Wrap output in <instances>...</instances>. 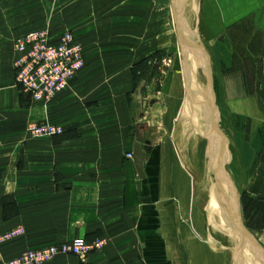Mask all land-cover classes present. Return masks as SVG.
Returning <instances> with one entry per match:
<instances>
[{"label": "rangeland", "instance_id": "1", "mask_svg": "<svg viewBox=\"0 0 264 264\" xmlns=\"http://www.w3.org/2000/svg\"><path fill=\"white\" fill-rule=\"evenodd\" d=\"M177 1L185 24V41L202 40L203 68L193 53L192 63H184L170 0H0V52H11L14 81L23 105L29 106V131L34 137L51 138L76 126L117 130L128 140L124 154L128 160L132 158L130 145L135 141L137 126H144L142 138L150 142L147 153L157 158V179L160 176V181L156 180L157 186L161 185L156 208L170 210V220L178 228L176 231L174 227L172 233L173 250L180 247L179 243L189 244L190 259L196 257L202 263L203 258L206 262L216 258L210 248L217 242L222 247L234 246L236 254L232 252V259L237 264H262L261 255H253L242 236L237 240L230 238L225 222L229 219L222 210L225 205L234 206V201L229 203L226 190L225 205L220 201L216 207L208 196V187L217 188L215 172L207 161L208 130L204 126L199 133L195 128L207 107L198 87L206 72L212 79L218 129L225 139L221 138V159L228 180L225 185L232 197L237 195L243 227L264 248V169L259 174L264 165V154L260 152L264 139V93L260 91L264 31L254 33L251 19L245 18L212 38L202 11L203 0ZM252 46L256 52H250ZM56 49L73 52L79 65L69 72L63 71L67 78L64 90L46 104L31 98L17 82L16 64L33 55L40 60ZM188 82L194 88H189ZM187 96L189 99L185 100ZM61 99L65 103L60 112L56 106ZM181 113L188 117L178 129ZM40 124L49 125L54 135L35 136L31 128ZM121 135L116 138L118 145ZM166 144L173 150L169 152L171 159H167L168 168L161 151ZM188 164L198 181L190 174ZM220 209L224 218L219 215ZM17 228L23 234L0 241V264H11L29 251L57 245L16 253L10 244L24 235V228L18 226L0 235L6 237ZM98 239L106 244L104 238ZM240 248H247L251 257H245ZM92 253L83 258L60 254L48 264H75L76 259L82 261ZM225 253L222 262L228 264L230 254ZM172 257L179 255L173 253Z\"/></svg>", "mask_w": 264, "mask_h": 264}, {"label": "crops", "instance_id": "2", "mask_svg": "<svg viewBox=\"0 0 264 264\" xmlns=\"http://www.w3.org/2000/svg\"><path fill=\"white\" fill-rule=\"evenodd\" d=\"M202 9L212 38L245 18L251 19L254 33L264 31V0H203ZM262 50L260 91L264 93V42ZM64 103L61 99L56 110L63 111ZM143 130L138 125L136 133L142 136ZM120 135L117 130L76 126L51 138L34 137L29 131V106L23 105L14 81L11 52H0V235L18 226L25 230L10 247L17 253L76 237L104 238L100 252L76 259L75 264H225V252L230 254L228 264H237L233 245L213 242L210 251L216 258L209 262L203 258L202 263L190 259L189 244L179 243L173 250L172 233L178 228L170 220L172 212L156 208L161 195L157 158L146 154L144 178L139 179L132 158H124L128 150L124 135L118 145ZM161 151L168 168L172 146L166 144ZM260 152L264 154V139ZM260 168L261 175L264 165ZM173 253L179 258L174 259ZM245 254L251 257L247 248Z\"/></svg>", "mask_w": 264, "mask_h": 264}, {"label": "built area", "instance_id": "3", "mask_svg": "<svg viewBox=\"0 0 264 264\" xmlns=\"http://www.w3.org/2000/svg\"><path fill=\"white\" fill-rule=\"evenodd\" d=\"M59 51L56 49L49 56L45 54L40 60L35 59L33 55L29 60L19 59L17 61V82L31 98L42 100L46 104L50 103L59 92L64 90L67 80L65 73L79 65L78 58L73 52ZM57 71L62 75H57ZM31 132L37 137H44L54 135L55 131L47 124H40L32 126ZM21 234H23L22 230L17 228L15 231L8 232L6 237H1L0 241ZM104 245L105 241L102 239L88 242L83 238H75L47 248L29 251L13 260L11 264H48L60 254L83 258L89 253L100 251Z\"/></svg>", "mask_w": 264, "mask_h": 264}, {"label": "water", "instance_id": "4", "mask_svg": "<svg viewBox=\"0 0 264 264\" xmlns=\"http://www.w3.org/2000/svg\"><path fill=\"white\" fill-rule=\"evenodd\" d=\"M170 5L172 8V14H173V20H174V26H175V31H176V35H177V39H178V45L180 47L181 53L184 55L186 54H190L192 53L193 49H194V42L192 44H190L189 42L187 43L185 41V37L183 35V27H185V24L183 23V17H182V11L180 8V4L177 0H170ZM186 71V69H184V72ZM185 76V75H184ZM209 85L212 86V79L210 78L209 81ZM212 87H210L211 89ZM213 98V103H214V96H212ZM211 112H213V116L211 119H209L208 121H206V125L205 128L206 130L207 127L209 128V130L207 131L208 134H210V136L208 137V141H209V146H211L212 141H210V137H212L213 135H217V136H222L220 134V131L218 129V124H219V119L216 117L217 116V109L215 108H211L210 110ZM223 138V137H222ZM223 140H225L223 138ZM141 142L144 143V145H141ZM149 145L150 143L148 141H144L142 136L140 135L139 131H137L136 133V142L133 145V150H132V161L134 164V168L136 171V174L138 176L139 179H143L144 178V171H143V167H144V162L146 159V154L149 150ZM211 147L210 150L207 153V161H208V166L210 169L214 170L215 172V181H216V185H217V190L219 191L218 193V200L217 203H219L221 201V204L224 202H226L225 198H224V190L225 187L228 182L227 177H225V171H224V166H223V160H220V163H218L217 165L213 164V159H211L210 155H211ZM221 154V153H220ZM226 206H224V210L226 213H228V210L225 208ZM229 213H233L232 211H229ZM234 218H236V226L239 229V232L245 237L248 245L250 246V249L253 252V255H255L254 253L256 252L257 255H261L262 257V264H264V248L254 239V237L246 231V229L243 227L242 225V221H241V214H240V210L239 208L235 209V213L233 215ZM255 259V256H254Z\"/></svg>", "mask_w": 264, "mask_h": 264}, {"label": "bare ground", "instance_id": "5", "mask_svg": "<svg viewBox=\"0 0 264 264\" xmlns=\"http://www.w3.org/2000/svg\"><path fill=\"white\" fill-rule=\"evenodd\" d=\"M195 1V0H194ZM199 2V1H198ZM195 6V9H196V14H197V5H194ZM193 43V41H191V43L190 44H192ZM194 49H193V51H192V53H193V55H194V57L196 58V60L201 64V66H202V68H203V63H202V61H203V59L205 58V52H204V47H203V43H202V40L199 38L198 39V41L196 42V43H194ZM192 53H190V55L188 56V54H186L185 55V57H184V55L182 54V58H183V60L185 61L186 60V62H184L185 63V65L187 66V65H190L191 63H192V59H193V57H192ZM192 78V77H191ZM200 79V78H199ZM195 81V80H194ZM209 81H210V73H206L205 72V80H202V78L199 80V83H198V87H199V91L200 92H202L203 93V97H202V102H204L205 103V105L207 106V107H205L204 108V112H203V114H201V116H200V120L197 122V128H195V130L196 129H198L197 131L199 132V133H202V131H203V129H204V126L206 125V121H208V119H211L212 118V116H213V112H211L210 110H211V108H214V106H215V108H216V105H215V99H214V103H213V98H212V96H214L213 95V92H212V88L210 89V87H212L211 85H209ZM180 85V84H179ZM188 86H189V88H191L192 89V87H193V84H192V82H188ZM194 88V87H193ZM199 91H198V93H199ZM195 92H196V90H195ZM191 95V94H190ZM196 95V94H195ZM188 97V96H187ZM189 99V97L187 98V99H185V100H188ZM185 102V101H184ZM197 105V104H196ZM184 106H185V104H184ZM196 107V106H195ZM217 109V108H216ZM187 117H188V114L187 113H185V114H183V113H181L180 114V116H179V118H178V122H177V128L179 129V128H182L181 126H182V124H184V122H186L187 121ZM208 128V127H207ZM218 128H219V124H218ZM208 130H209V128H208ZM220 134H221V132H220ZM198 135H200V134H198ZM203 136V135H202ZM207 136H210V134H208ZM195 137V136H194ZM222 138V136H217V135H213L212 134V137H210L209 139H210V141H212V143H211V148H212V152H211V157H212V159H213V162H215V163H219L220 162V160L219 159H221L222 158V145H221V139ZM150 143V142H149ZM144 145V143L143 142H141V145ZM176 144H178L177 142H176ZM142 145V146H143ZM150 146V145H149ZM178 146V145H177ZM214 151H215V153H214ZM220 153H221V155H220ZM181 160L183 159V157L180 155V157H179ZM146 160V159H145ZM182 162V161H181ZM184 164H185V162H184ZM186 165V164H185ZM189 165V164H188ZM188 168V167H187ZM188 170H189V172H190V174L193 176V179L195 180V181H198V180H196V177H195V174H194V172H193V168L191 167V165H189V168H188ZM144 171V170H143ZM197 188H198V186H197ZM204 189V190H203ZM202 190L203 191H206L205 190V187L203 188ZM208 189H209V194H208V196H210V198L212 199V201H213V203H215V206L217 207V204H216V199H217V188H212V187H208ZM225 190H226V197L228 198V196H229V203L230 202H232V201H234V206H232L231 208L230 207H228V208H226L227 210H228V213H226L225 212V210L223 209L222 211L223 212H225V214H226V219H229V221H225L226 222V224H227V226H228V230H229V232H230V238H232V237H235L236 238V240H237V238L238 239H241L240 238V236H242V239L244 240V242H245V244L246 245H248V243H247V241H246V239H245V237L239 232V229H238V227L236 226V224H235V222H236V218H234L233 219V217H232V215H234V213H235V209L236 208H239V200H236L237 198V195H234L233 194V197H232V194L230 193V191H229V189H228V187H225ZM211 192H213V195L211 194ZM200 193V192H199ZM204 193L205 192H203L202 193V195L201 196H203L204 195ZM225 193V192H224ZM234 199V200H233ZM211 201V202H212ZM221 203V202H220ZM225 203V202H224ZM219 205V204H218ZM221 205H223V203L221 204ZM225 205V204H224ZM226 206V205H225ZM221 210V209H220ZM234 210V211H233ZM229 211H232L233 213H229ZM232 220V221H231ZM238 242V241H237ZM249 246V245H248ZM249 248H250V246H249ZM243 252H245L246 251V248H240ZM241 251V252H242ZM73 256V255H72ZM251 260V259H250ZM51 263V262H50Z\"/></svg>", "mask_w": 264, "mask_h": 264}]
</instances>
